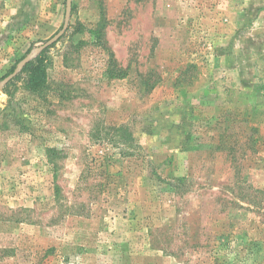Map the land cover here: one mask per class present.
Returning a JSON list of instances; mask_svg holds the SVG:
<instances>
[{"label": "rangeland", "instance_id": "374dc122", "mask_svg": "<svg viewBox=\"0 0 264 264\" xmlns=\"http://www.w3.org/2000/svg\"><path fill=\"white\" fill-rule=\"evenodd\" d=\"M65 14L0 0V264H264V0Z\"/></svg>", "mask_w": 264, "mask_h": 264}, {"label": "trees", "instance_id": "16d2710c", "mask_svg": "<svg viewBox=\"0 0 264 264\" xmlns=\"http://www.w3.org/2000/svg\"><path fill=\"white\" fill-rule=\"evenodd\" d=\"M99 36V35H97ZM27 67V66H26ZM26 69V68H25ZM42 69L36 67L33 68L31 70V78L28 81L27 84V88L29 89V91L32 94H41L42 90H45V87L43 88L42 85H44L45 81H46V72ZM126 75L123 73L122 70H119L115 67V78H124ZM231 118H233V123H235L237 120L241 119L240 122H244L245 124H247V131L249 133V137L247 139V143L252 144L253 142L255 143V141H253V136L254 135H259V130L258 128L254 125H252L251 123V118L250 115L248 114V116H245L243 114H233L231 115ZM232 121V120H231ZM250 123V124H249ZM227 137V136H226ZM219 143V145L217 146V150H225L227 151V153L229 155H231V158L234 156L232 155L234 152H236V150H238V148L241 146L242 141L240 140V136L236 137V140L231 141V143H229L225 136L224 138H222L221 141L217 142ZM253 151V150H251Z\"/></svg>", "mask_w": 264, "mask_h": 264}, {"label": "water", "instance_id": "95a60500", "mask_svg": "<svg viewBox=\"0 0 264 264\" xmlns=\"http://www.w3.org/2000/svg\"><path fill=\"white\" fill-rule=\"evenodd\" d=\"M71 12H72V0H66L65 22H64V26H63L62 30L57 35H55L51 40H49L45 45H43L41 48H39L37 50V53L44 50L45 48L49 47L50 45L54 44L57 40H59L64 35V33L66 32V30L68 28L69 22H70ZM30 59H31L30 57L25 58L18 65V67L16 68L14 73L3 80V82L0 84V89L4 85L9 83L13 78H15L20 73V71L29 63Z\"/></svg>", "mask_w": 264, "mask_h": 264}]
</instances>
